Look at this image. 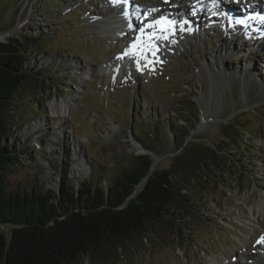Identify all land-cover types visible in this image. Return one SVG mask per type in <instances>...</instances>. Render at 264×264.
Segmentation results:
<instances>
[{"label":"rangeland","instance_id":"obj_1","mask_svg":"<svg viewBox=\"0 0 264 264\" xmlns=\"http://www.w3.org/2000/svg\"><path fill=\"white\" fill-rule=\"evenodd\" d=\"M100 8L99 0H0V33L34 36L28 65L46 83L18 94L11 125L35 151L26 148L27 159L8 171L10 186L57 188L59 168L76 185L107 183L152 145L155 164L167 167L178 152L169 126L180 136L188 125L187 141L224 148L194 215L154 223L146 238L136 236L94 264H264V251L250 261L245 256L249 244L264 238V37L244 38L243 45L230 33L189 35L179 47L166 40L165 56H120L131 35L107 30L111 11ZM36 101L41 111L32 108ZM53 101L70 103L69 115L53 112ZM233 119L224 143L220 130ZM258 199L262 210L250 221L248 206ZM76 264L92 262L81 257Z\"/></svg>","mask_w":264,"mask_h":264},{"label":"trees","instance_id":"obj_2","mask_svg":"<svg viewBox=\"0 0 264 264\" xmlns=\"http://www.w3.org/2000/svg\"><path fill=\"white\" fill-rule=\"evenodd\" d=\"M33 38L25 32L0 41V264H76L81 257L94 264L125 249L132 238H146L154 223L190 219L207 192L206 178L217 177L213 163L224 148L217 150V142L187 141L192 129L188 125L180 136L176 126H169L172 151L178 152L168 157L167 167L154 164L157 148L145 145L150 153L133 156L127 168L107 183L86 179L76 185L59 168L57 188L10 186L8 171L27 159L26 148L35 151L33 143L24 146L14 135L17 127L11 125L18 94L46 87L28 65ZM32 108L37 112L42 106L36 101ZM233 121L222 125L224 143L233 135L225 133V126ZM131 130L136 133L133 126Z\"/></svg>","mask_w":264,"mask_h":264},{"label":"bare ground","instance_id":"obj_3","mask_svg":"<svg viewBox=\"0 0 264 264\" xmlns=\"http://www.w3.org/2000/svg\"><path fill=\"white\" fill-rule=\"evenodd\" d=\"M99 1H100V5L102 6V9L104 11H107V10L111 11L110 14L106 15V18L104 19V22H105L106 26L108 27L107 30H110V32H111V30H115V31L117 30L116 26H115L117 24L120 25L121 27H125L126 24L131 23V16L130 15L134 12L138 13L140 7H143V8H145V10L149 11L151 13L153 19L158 17L160 14H164L165 12H173V14H178L180 17H185V20L183 21V26L181 27L180 32L178 31V28L174 29L172 31H171V29H169L170 31L166 30V31H164V33H161L159 35V37H161L162 39L155 40L153 38L151 40V42H153L154 44H156L159 47L161 45H166V41L163 38L164 36H167V39L174 40L175 43L172 46H176V47L180 46L179 43H182V41L184 40L183 39L184 36H185L184 38L189 39V35H196V37H197L198 35H204V34H226L227 33L229 35V33H230V35H234L237 38H239V40L243 43V45H244L245 39H247L248 41H253L254 40L253 38L257 37L261 41V38L264 37V26L263 25H262V27L253 26L251 28L242 27L240 29L239 28H232L228 25H223L224 27L217 29V27H219L220 25L217 22H214L211 24V26L215 27L214 29H212L211 26L208 27V30L211 31L212 33H210V32L207 33V29H205L207 27V25L203 26L202 23L192 25L190 23L191 20H189V16H187V13H188L190 15V18H191V16H192L191 10H193V7H197V6L199 8H202L204 6L210 7L212 3H217V5H220L221 9H227V7H230L227 10L226 16H228L230 18V20H232L233 22H236L238 20L236 18V15H243V13L246 12L248 9H252V8L253 9L263 8L264 9V0H257V2H254V0H242L243 1L242 4L239 3L241 0H139V1H137L138 5H137V2L135 0L134 1L123 0L124 4L119 3L117 0H99ZM244 1L246 4H244ZM186 2L189 5L188 7H190V9H188V11L186 10V12H185L184 5ZM154 9H155V11H154ZM230 10H233L234 13L231 14L229 12ZM211 11L212 10L210 9V11H208L207 14L210 13ZM198 13H200V15L204 16L203 10H199ZM212 13L214 15H217V13L219 14V12H217V11H213ZM180 21H182V20L180 19ZM259 21H261V20L258 18L257 23ZM157 24H160V23H156V25ZM254 24L255 23H253V20L249 21V24H247L246 27H248L249 25H254ZM256 29L258 31L253 32V30H256ZM143 30L144 31L141 32V29H138L136 31L135 35H132L131 38H129L130 40L128 43L126 42V46L124 48L125 50L134 51V53L135 52L140 53L136 49L137 45H139V46L142 45L141 46L142 48L145 47L147 45L149 37H153V34H155L153 32L146 34L145 31H147L148 28H145ZM228 31H230V32H228ZM262 41L264 42V40H262ZM205 42L206 41H204L203 43H205ZM134 44L136 45V48L132 47ZM176 47H174L173 50ZM148 51H151V53L156 52L157 54H162L165 56V54L163 53L164 49L162 47H160V49L155 48L154 51L153 50H148ZM128 55H129V53L126 54V57H128ZM145 56L147 57L148 60H151L149 58V56H147V55H145ZM145 56H144V58H145ZM143 63H142V66L139 65L140 69H142L141 67L146 69V67L143 65ZM145 63H146V61H145ZM146 71H152V70L146 69ZM69 108H70V103H67L65 101L64 102L63 101H57V102L53 101L51 103V110L53 112H55L60 117L65 116V114L69 115V113H68ZM261 205H262V201H261V199H258V200H255L252 204H250L249 205L250 207L248 206L249 214L251 215V217L248 218V220L252 221L255 218L257 219L256 213L259 214L261 212V210H262ZM260 241H259V243L258 242H252L251 244H249L247 246V248H246L247 251H246L245 256H246L248 261H250L251 259H254L255 256L259 252L264 251V242H260ZM244 246H246V245L244 244ZM217 262L218 261L212 262V264H222V262H220V263H217ZM227 264H233V263L231 261H228Z\"/></svg>","mask_w":264,"mask_h":264},{"label":"snow or ice","instance_id":"obj_4","mask_svg":"<svg viewBox=\"0 0 264 264\" xmlns=\"http://www.w3.org/2000/svg\"><path fill=\"white\" fill-rule=\"evenodd\" d=\"M154 11H155V9H154ZM157 23H160L159 21H157ZM238 23H242V21H238ZM169 24H171V22H169ZM150 27H151V25H149ZM144 30L143 29H141V32H143ZM156 39H160L161 37H159V36H156L155 37ZM164 39H167V36H164L163 37ZM153 39V37H149V39H148V42H147V45L143 48V50L141 51V55H144V53L146 52V51H148V50H155V46L151 43V40ZM133 48H136V45L134 44L133 46H132ZM145 59L147 60V57L145 56ZM148 63H151V61H148ZM137 64H138V66H139V61H137ZM260 242H264V238H262V240L260 241Z\"/></svg>","mask_w":264,"mask_h":264},{"label":"water","instance_id":"obj_5","mask_svg":"<svg viewBox=\"0 0 264 264\" xmlns=\"http://www.w3.org/2000/svg\"><path fill=\"white\" fill-rule=\"evenodd\" d=\"M13 34H8V33H0V41L1 42H6V38L9 36H12ZM147 151V150H146ZM148 153H150L149 151H147ZM146 154V153H144ZM156 163L155 158H154V164Z\"/></svg>","mask_w":264,"mask_h":264}]
</instances>
